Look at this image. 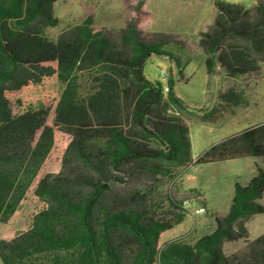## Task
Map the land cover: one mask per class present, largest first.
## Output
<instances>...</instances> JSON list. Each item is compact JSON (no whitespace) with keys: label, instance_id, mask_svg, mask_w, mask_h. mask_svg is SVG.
<instances>
[{"label":"trees","instance_id":"trees-1","mask_svg":"<svg viewBox=\"0 0 264 264\" xmlns=\"http://www.w3.org/2000/svg\"><path fill=\"white\" fill-rule=\"evenodd\" d=\"M59 0H0V222L7 223L33 185L41 207L28 225L0 238L2 264H264V232L247 240L245 222L263 213L264 168L234 184L228 211L194 241L159 245L162 234L186 215L185 201L168 197L161 214L154 185L129 183L174 178L191 165L264 157V121L235 131L197 157L190 155L186 114L173 91L148 80L151 54L168 55L166 38L142 40L127 24L114 41L90 17L55 39L45 28L58 18ZM215 0V15L200 32L207 74L219 66L229 76L255 74L264 62V0ZM56 79L58 95L27 99L28 91ZM233 89L196 113L215 122L240 105ZM68 136L59 169L39 176L55 132ZM167 214V215H166ZM246 239L225 255L224 241Z\"/></svg>","mask_w":264,"mask_h":264},{"label":"rangeland","instance_id":"rangeland-1","mask_svg":"<svg viewBox=\"0 0 264 264\" xmlns=\"http://www.w3.org/2000/svg\"><path fill=\"white\" fill-rule=\"evenodd\" d=\"M227 3H241L246 7L253 5L252 0H220ZM215 0H59L53 4V12L58 18L55 26L45 28L49 38L56 36L65 28L91 18L92 27L104 32L114 41L127 24L134 25L140 38L151 42L159 36L166 38L162 48L168 55L151 54L143 66L145 77L163 83L161 71L172 81L175 94L188 106L186 114L190 155L197 157L212 144L231 133L264 121V62L255 74L227 75L216 66L212 74H207L204 53L198 47L199 34L212 23L215 15ZM62 84L56 79L44 81L38 88L28 91L27 99L41 95H58ZM233 89L242 97L240 105L215 122H202L195 114L215 105L219 92ZM68 136L56 131L54 145L46 157L39 176L59 169L63 150ZM255 163L264 168V157H241L201 165H191L176 170L172 179L161 178L148 181L145 178L129 183L138 186L142 183L154 185L152 196L161 205L159 213L170 208L168 197L186 200L184 219L165 231L159 245L182 237L194 241L210 232L214 217L224 215L230 206L234 184L242 185L255 173ZM33 185L7 223L0 222V238L9 237L24 229L31 215L41 207V202L33 194ZM264 205V196L262 200ZM204 211L194 212L198 207ZM167 215V214H166ZM247 240H252L264 232V214L252 215L246 222ZM246 239L224 241L222 251L225 255L240 253ZM0 264L2 262L0 261ZM157 264V263H156Z\"/></svg>","mask_w":264,"mask_h":264},{"label":"built area","instance_id":"built-area-1","mask_svg":"<svg viewBox=\"0 0 264 264\" xmlns=\"http://www.w3.org/2000/svg\"><path fill=\"white\" fill-rule=\"evenodd\" d=\"M162 80L164 81L162 83V88H163V92L166 93L169 90V85H168V76L166 75L165 72L161 71L160 73ZM186 202V201H185ZM204 211L203 207H198L194 210V212H201Z\"/></svg>","mask_w":264,"mask_h":264},{"label":"crops","instance_id":"crops-1","mask_svg":"<svg viewBox=\"0 0 264 264\" xmlns=\"http://www.w3.org/2000/svg\"><path fill=\"white\" fill-rule=\"evenodd\" d=\"M263 196H264V192H263V194H262V197H261V199H260V202L262 203V200H263ZM203 207V206H202ZM204 208V207H203ZM205 209V208H204ZM5 237V236H4ZM3 238V237H2Z\"/></svg>","mask_w":264,"mask_h":264}]
</instances>
